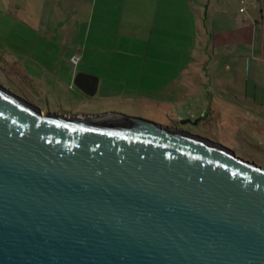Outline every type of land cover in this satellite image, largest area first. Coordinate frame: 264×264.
<instances>
[{
	"label": "water",
	"instance_id": "water-1",
	"mask_svg": "<svg viewBox=\"0 0 264 264\" xmlns=\"http://www.w3.org/2000/svg\"><path fill=\"white\" fill-rule=\"evenodd\" d=\"M96 83L75 79L87 96ZM0 264H264V164L144 113L0 83Z\"/></svg>",
	"mask_w": 264,
	"mask_h": 264
},
{
	"label": "crops",
	"instance_id": "crops-1",
	"mask_svg": "<svg viewBox=\"0 0 264 264\" xmlns=\"http://www.w3.org/2000/svg\"><path fill=\"white\" fill-rule=\"evenodd\" d=\"M240 1L0 0V60L26 99L171 120L191 109L264 150V0ZM79 74L97 79L93 96Z\"/></svg>",
	"mask_w": 264,
	"mask_h": 264
},
{
	"label": "rangeland",
	"instance_id": "rangeland-1",
	"mask_svg": "<svg viewBox=\"0 0 264 264\" xmlns=\"http://www.w3.org/2000/svg\"><path fill=\"white\" fill-rule=\"evenodd\" d=\"M5 13H4V7L2 4H0V34H3L4 31V26L2 24L3 21L7 20L4 18ZM1 40L3 39L0 37ZM0 40V41H1ZM2 43H0V46L2 47ZM81 50V49H80ZM79 50V51H80ZM6 68L3 66L2 61L0 60V83L7 89H9L12 93L18 95L19 97H22L23 99H26L25 97L21 96L18 94L17 89L15 88L13 82L10 80V75L7 74ZM28 99H32L31 101H36V102H41V103H46V104H51V105H56V106H61V107H66L68 108L67 104H64L66 101H64L63 104H60V102L55 101L53 99H48V100H42L41 98H35V97H30ZM26 99V100H28ZM71 108V107H69ZM72 109V108H71ZM175 116L171 119L165 118V117H156L180 126H184L208 135H211L222 142L230 145L231 147L241 151L242 153L250 156L251 158L259 161L260 163L264 164V150L259 146L257 143L258 139H253L250 137L249 133H246L244 135L239 134L238 132H234V128L230 127V125H222V124H215L211 122H206L205 120H202L201 118H195L191 121L199 120V123L197 125H191V124H186V125H181L180 120H178V114H183V120L189 119L188 116L185 114L186 111H191L190 110H182L179 107L175 106ZM192 112V111H191ZM238 115V114H237ZM241 117H243L241 115ZM245 118V117H244ZM245 121H242L241 124L243 128H245L244 123Z\"/></svg>",
	"mask_w": 264,
	"mask_h": 264
},
{
	"label": "built area",
	"instance_id": "built-area-1",
	"mask_svg": "<svg viewBox=\"0 0 264 264\" xmlns=\"http://www.w3.org/2000/svg\"><path fill=\"white\" fill-rule=\"evenodd\" d=\"M240 4H241L242 8L239 11L243 12L244 11V6L246 5V2L244 0H241ZM79 60H80V51H76L75 54L71 57L70 63L73 66H76ZM185 114L191 120H193L195 118L194 114L191 111H186ZM178 120H180V121L183 120V114H178Z\"/></svg>",
	"mask_w": 264,
	"mask_h": 264
},
{
	"label": "trees",
	"instance_id": "trees-1",
	"mask_svg": "<svg viewBox=\"0 0 264 264\" xmlns=\"http://www.w3.org/2000/svg\"><path fill=\"white\" fill-rule=\"evenodd\" d=\"M200 120H201V119L198 120V123H199Z\"/></svg>",
	"mask_w": 264,
	"mask_h": 264
}]
</instances>
